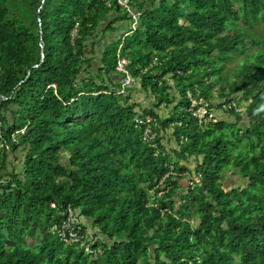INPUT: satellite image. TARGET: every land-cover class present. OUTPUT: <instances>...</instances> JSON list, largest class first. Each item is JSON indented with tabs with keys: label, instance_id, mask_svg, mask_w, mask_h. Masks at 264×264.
I'll use <instances>...</instances> for the list:
<instances>
[{
	"label": "trees",
	"instance_id": "trees-1",
	"mask_svg": "<svg viewBox=\"0 0 264 264\" xmlns=\"http://www.w3.org/2000/svg\"><path fill=\"white\" fill-rule=\"evenodd\" d=\"M127 1L0 0V264H264V0ZM67 207L91 252L51 231Z\"/></svg>",
	"mask_w": 264,
	"mask_h": 264
},
{
	"label": "built area",
	"instance_id": "built-area-1",
	"mask_svg": "<svg viewBox=\"0 0 264 264\" xmlns=\"http://www.w3.org/2000/svg\"><path fill=\"white\" fill-rule=\"evenodd\" d=\"M118 4L125 8L129 14L131 15L132 18H134L135 15H138L136 13H133L128 7V1L127 0H118ZM128 61L124 58H121L117 61L115 71L117 73H121L123 75V80H122V86L124 87H130L136 84V79L133 78L129 72H128ZM122 93V92H120ZM219 104H222V110H227L231 107H235V103L231 102L230 104H227L225 102H220ZM217 104H214V107ZM208 104L203 103V105L197 106L196 102H192L190 106V111L192 112L193 116H197L199 120L205 119V115L208 113L207 111ZM213 114L212 112L209 114V117H212ZM135 121L137 123H140V121L136 118ZM150 119H147L145 123V129H144V140L146 142H151L154 140L155 134L151 133V128L149 126ZM25 129H22L19 133L24 134ZM12 143L16 144L17 143V137L12 136L11 139ZM10 146L5 143L4 141L0 142V150H7V152H10L9 150ZM195 181L198 182V178H193ZM191 179L189 178V181ZM192 184V183H191ZM51 207L54 208V204H51ZM62 216H64L65 220L60 224V225H53L51 228V231L53 233H56L63 241L78 244L81 246H85V250L91 252V250L88 248V243L90 242H96L97 237L92 235L90 238L89 236L85 235V233L82 232L79 222L77 221L76 214L74 211L70 208L67 207L66 210L63 211Z\"/></svg>",
	"mask_w": 264,
	"mask_h": 264
},
{
	"label": "crops",
	"instance_id": "crops-1",
	"mask_svg": "<svg viewBox=\"0 0 264 264\" xmlns=\"http://www.w3.org/2000/svg\"><path fill=\"white\" fill-rule=\"evenodd\" d=\"M114 18H115V15L114 16L111 15L109 18L106 19L105 23L110 22ZM115 26H118V23H116ZM127 27H129L128 24H125L123 28L121 27L120 32H122L124 28L127 29ZM116 34H118V33H116ZM111 37H110V35H107V36H104V37L102 36V39H101L99 45H97L95 47V54H96L95 56L96 57H95V60L93 62V70L94 71H96V69H99L100 68L101 52L108 45V42H109V40H110ZM110 77H111V79H113L115 81V83H120L121 82V78H120L119 75L111 74ZM104 79L106 80L105 77H104ZM121 92L122 93L126 92V93H124L125 96L127 94H129V96H130V101L129 102L130 103H135L138 106L137 107V110L139 108H140V110H147V109L152 108L155 105V101L153 100V97L150 96V98H149L147 96L146 91H144L141 88V85L140 84H137V85H134V86L130 87L129 89H127V91H125L124 89H122ZM156 113L160 117L165 118V117H167L168 110L165 109V106L164 105H162V106L159 107V110H156ZM219 115H221V114H219ZM166 137H170V138L165 141V138ZM170 140H172L171 136H168V135H165L164 136V142L169 143ZM15 154L20 155V149ZM8 159H9L10 162H13V156L12 155H9L8 156Z\"/></svg>",
	"mask_w": 264,
	"mask_h": 264
},
{
	"label": "rangeland",
	"instance_id": "rangeland-1",
	"mask_svg": "<svg viewBox=\"0 0 264 264\" xmlns=\"http://www.w3.org/2000/svg\"><path fill=\"white\" fill-rule=\"evenodd\" d=\"M138 15H135L134 16V19L135 20H137V17ZM134 24V23H133ZM135 25V24H134ZM133 25V26H134ZM129 27H130V25H129ZM129 27H127L128 29H129ZM124 31H126V28H124L123 29V32ZM233 64H230V66H232ZM147 96L150 98V93H147ZM225 102V100L224 99H220V100H218V103H220V102ZM193 102H196V101H193ZM197 103V102H196ZM235 109H236V107H235ZM168 110V109H167ZM238 112H240V113H242V117H244L245 116V113H244V110H243V107H239V109H236ZM169 111V110H168ZM219 114H221V115H219ZM213 115L214 116H217L218 117V119H220V120H223V121H226L228 118L230 119V120H232V118L229 116V115H224L223 114V112L220 110H218L217 109V106H215V112L213 113ZM18 123V122H17ZM163 134H167L168 136H170L171 134H170V132L169 131H164V133ZM170 137H166L165 138V141L166 140H168ZM174 145V140L172 139V140H170V142H169V144H168V146L169 147H172ZM193 162H194V160H190V164H189V167H190V169H191V167L193 166L192 164H193ZM243 179H241L239 176H234V175H232L231 173H227L226 174V177H225V179L222 181V185H223V190L224 191H227L229 188H232V187H238L239 185H241L242 183H243ZM188 185V183L185 181V180H182L181 181V188H185L186 186ZM182 190V189H181ZM85 225H87L88 226V224H85ZM89 227V226H88ZM87 231H89V229L87 230Z\"/></svg>",
	"mask_w": 264,
	"mask_h": 264
}]
</instances>
